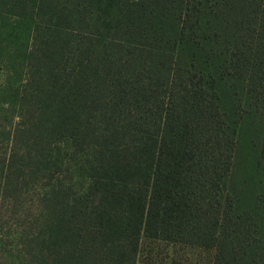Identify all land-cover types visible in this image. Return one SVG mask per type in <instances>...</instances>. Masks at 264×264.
Wrapping results in <instances>:
<instances>
[{
    "label": "trees",
    "instance_id": "16d2710c",
    "mask_svg": "<svg viewBox=\"0 0 264 264\" xmlns=\"http://www.w3.org/2000/svg\"><path fill=\"white\" fill-rule=\"evenodd\" d=\"M144 240L264 264V0H0V264Z\"/></svg>",
    "mask_w": 264,
    "mask_h": 264
},
{
    "label": "rangeland",
    "instance_id": "374dc122",
    "mask_svg": "<svg viewBox=\"0 0 264 264\" xmlns=\"http://www.w3.org/2000/svg\"><path fill=\"white\" fill-rule=\"evenodd\" d=\"M210 250L144 240L138 264H211Z\"/></svg>",
    "mask_w": 264,
    "mask_h": 264
}]
</instances>
